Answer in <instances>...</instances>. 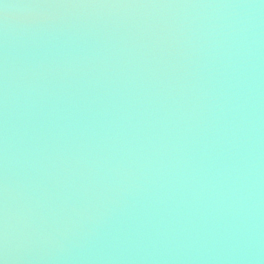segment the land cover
Segmentation results:
<instances>
[{
    "label": "clouds",
    "instance_id": "9594fccd",
    "mask_svg": "<svg viewBox=\"0 0 264 264\" xmlns=\"http://www.w3.org/2000/svg\"><path fill=\"white\" fill-rule=\"evenodd\" d=\"M36 9L3 4L5 25L40 15ZM65 9L123 11L135 23L107 52L44 53L28 62V174L19 185L5 45L0 264L39 243L88 264L231 259L261 209L264 0Z\"/></svg>",
    "mask_w": 264,
    "mask_h": 264
},
{
    "label": "water",
    "instance_id": "95a60500",
    "mask_svg": "<svg viewBox=\"0 0 264 264\" xmlns=\"http://www.w3.org/2000/svg\"><path fill=\"white\" fill-rule=\"evenodd\" d=\"M48 0H0V56L5 45L14 71L16 93L15 104V176L17 184L25 181L28 169L25 158L28 145L26 132L30 130L28 101L25 97L24 82L27 78L25 69L28 62L44 53L59 52H107L118 43V37L127 34L131 17L123 11L117 15L107 10H81L65 8H39L35 11L40 15L27 20L9 18L4 21L3 4L10 5L44 3ZM11 12L19 9H10ZM261 40L264 42V13L259 17ZM54 84L56 81L49 78ZM71 91L74 88L69 86ZM261 104L260 112L264 120V48L261 50L260 69ZM261 152L264 154V135L261 139ZM264 159V156H262ZM261 209L252 221V234L245 239L233 253L232 258L220 264H264V166L261 168ZM10 264H88L59 253L51 243H39L30 248L15 250L11 253ZM212 264V262H210Z\"/></svg>",
    "mask_w": 264,
    "mask_h": 264
},
{
    "label": "snow or ice",
    "instance_id": "6c2138e0",
    "mask_svg": "<svg viewBox=\"0 0 264 264\" xmlns=\"http://www.w3.org/2000/svg\"><path fill=\"white\" fill-rule=\"evenodd\" d=\"M133 0H48L44 3L19 4L21 8H65L82 5L129 3Z\"/></svg>",
    "mask_w": 264,
    "mask_h": 264
}]
</instances>
